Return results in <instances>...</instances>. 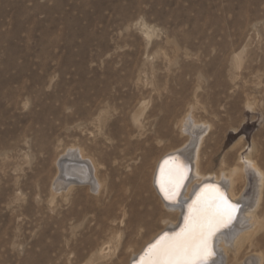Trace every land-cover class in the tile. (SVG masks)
I'll return each instance as SVG.
<instances>
[{
    "label": "rangeland",
    "instance_id": "374dc122",
    "mask_svg": "<svg viewBox=\"0 0 264 264\" xmlns=\"http://www.w3.org/2000/svg\"><path fill=\"white\" fill-rule=\"evenodd\" d=\"M192 122L202 172L264 170V0H0V264L129 263L165 211L128 234L127 176ZM70 145L100 190L54 187Z\"/></svg>",
    "mask_w": 264,
    "mask_h": 264
},
{
    "label": "bare ground",
    "instance_id": "6f19581e",
    "mask_svg": "<svg viewBox=\"0 0 264 264\" xmlns=\"http://www.w3.org/2000/svg\"><path fill=\"white\" fill-rule=\"evenodd\" d=\"M186 124H181V128L187 135L189 134L186 140L189 141L188 144L184 141L181 145L162 151L152 160L139 158L140 161L135 165L133 173L127 176L128 180L132 181L145 179V182L135 183V196L128 201L130 207L126 216V223L130 227L128 234L134 233L139 236L143 228L155 224L154 218L159 214V209L165 211V215L160 217L162 227L130 255V262L127 264H139L148 245L165 232L171 234L180 231L184 226L188 205L204 185L218 186L230 201L240 205L231 227L221 230L214 237L213 248L216 256L211 264H264V205H262L264 170L251 157L252 147L242 151L245 154L240 156L239 164L229 172L224 170L219 174L202 172L201 144L206 127H200L197 122ZM169 157H177L179 163L187 168L186 178L179 190L180 195L176 198L177 203L166 200L157 183L161 177V167L164 166L166 169L169 166L165 164ZM171 163L172 161H169V164ZM57 166L59 172L54 183L52 182L55 188L69 189L74 185H87L89 188L100 190L101 181L97 176V167L92 158L86 156L79 146L67 147L59 156ZM238 174L246 180L248 177L251 178L250 195L246 196L243 191L236 192L235 181ZM247 185L248 180L242 186V190ZM127 199L128 197L126 201ZM258 242L262 244L261 251L256 250Z\"/></svg>",
    "mask_w": 264,
    "mask_h": 264
},
{
    "label": "snow or ice",
    "instance_id": "6c2138e0",
    "mask_svg": "<svg viewBox=\"0 0 264 264\" xmlns=\"http://www.w3.org/2000/svg\"><path fill=\"white\" fill-rule=\"evenodd\" d=\"M169 161H172L169 164ZM158 185L164 198L177 203L187 168L177 157L165 161ZM240 205L228 199L215 185H204L188 205L184 226L179 232L162 234L148 245L139 264H211L216 253L213 240L218 232L230 228Z\"/></svg>",
    "mask_w": 264,
    "mask_h": 264
},
{
    "label": "water",
    "instance_id": "95a60500",
    "mask_svg": "<svg viewBox=\"0 0 264 264\" xmlns=\"http://www.w3.org/2000/svg\"><path fill=\"white\" fill-rule=\"evenodd\" d=\"M213 242H214V240H213Z\"/></svg>",
    "mask_w": 264,
    "mask_h": 264
}]
</instances>
